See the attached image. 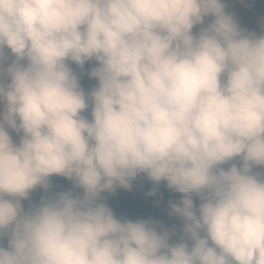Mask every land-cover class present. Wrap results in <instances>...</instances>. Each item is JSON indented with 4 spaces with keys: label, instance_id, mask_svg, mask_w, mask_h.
Here are the masks:
<instances>
[{
    "label": "clouds",
    "instance_id": "obj_1",
    "mask_svg": "<svg viewBox=\"0 0 264 264\" xmlns=\"http://www.w3.org/2000/svg\"><path fill=\"white\" fill-rule=\"evenodd\" d=\"M260 24L226 0H0V264H264ZM141 174L182 194L175 242L103 202ZM54 175L82 192L25 210Z\"/></svg>",
    "mask_w": 264,
    "mask_h": 264
},
{
    "label": "trees",
    "instance_id": "obj_2",
    "mask_svg": "<svg viewBox=\"0 0 264 264\" xmlns=\"http://www.w3.org/2000/svg\"><path fill=\"white\" fill-rule=\"evenodd\" d=\"M236 2L237 0H226V3L228 4V10L235 13L236 18L238 19L239 23L243 27H246L248 30L255 31L257 32V34H259L262 31V28L261 26L255 25V23L259 17L264 16V0H249L248 2L239 0V2H237L236 4V7H234ZM237 10L239 11L241 10L240 11L241 14H238ZM71 67L73 68L74 72L78 75L81 87L85 91L86 94L93 87L97 86L98 82L95 79L90 78L88 71L84 69H80L75 64H71ZM0 110H2V106H0ZM84 115L88 119H91L90 110L86 111ZM11 135L14 141L16 142L19 141L18 134L11 133ZM256 171H262V170L256 169ZM136 181H138L139 186H142V189L143 188L148 189L149 184L152 183V181L144 174L139 175L135 180H133L135 188H132L130 192L131 194H135L134 195L135 198H130L128 196L129 190L122 188V187H117L115 191H113L112 193H108V192L102 193V196L104 197L103 202L107 203L109 208L113 211L114 216L119 220H131L133 222L138 221L141 206L146 207L145 211L147 212L148 215H152L155 217V215L151 214L150 212L151 203L149 202L148 199H145L144 197H142V194L147 191H144V189L142 191H139L138 190L139 187H137ZM131 186L133 187L132 182H131ZM49 195H52V193L49 190L45 192L44 189L37 188L34 192L31 193L29 201H23V206L25 210L28 209L30 203L33 205L39 204L41 199ZM139 197H140V201H139ZM196 203L199 204L200 201L197 199ZM154 211L156 212V210ZM161 213H162V210L157 211L156 217L154 218V219H157L160 224H162L163 222L161 218ZM137 216H138V219H137ZM165 218H166L165 219L166 226H170V228H173L172 223L174 221H175V224L182 226V222L180 220L178 221L176 217L172 219L171 217L169 218V216L166 214ZM179 236H180V233L176 232V236H174L172 238V241L170 242H175L176 240L179 239ZM5 245H6V241H5Z\"/></svg>",
    "mask_w": 264,
    "mask_h": 264
},
{
    "label": "rangeland",
    "instance_id": "obj_3",
    "mask_svg": "<svg viewBox=\"0 0 264 264\" xmlns=\"http://www.w3.org/2000/svg\"><path fill=\"white\" fill-rule=\"evenodd\" d=\"M243 1L248 2L249 0H243ZM237 2H239V0H237ZM237 2L235 3L234 7H236ZM241 10H242V8H241ZM240 11L237 10L238 14H241ZM262 19H264V16L259 17L256 20L255 25L261 26L260 21ZM193 31L195 32V31H197V29L194 28ZM8 51L10 52V50H8ZM95 64H96L95 61L86 62L83 69L89 72L92 67L96 66ZM92 79H94V78H92ZM49 180H50V184H51L49 191L52 193V195L56 194V193H60V192H66L69 190L77 192V193L82 192V190H80V189H75L73 187L72 181L68 180L65 177L54 175ZM132 183H133V187L131 186V188L128 189L129 190L128 196L130 198H135V196H134L135 194H131V192H130V190L132 188H135L133 181H132ZM136 183H137V187H139L138 188L139 191H142L143 189H144V191H147V192H144L142 194V197H144L145 199H148L149 202L151 203V210H150L151 214L155 215V217H156L157 211L162 210V213H161V218L163 220L162 225L165 226L166 228L171 229L170 226H166V222H165V219H166L165 215L166 214L169 216V218L171 217L173 219L175 217V216L169 215V212H170L169 202L170 201H172V202L179 201L182 198V194L169 190L166 187V182H161L159 185H155L154 182H152L149 184L148 189L147 188L142 189V186H139L138 181H136ZM153 189H155V195H151V196L148 195V193L153 191ZM139 201H140V197H139ZM196 202H197V199H194V204L198 205ZM145 210H146V207L141 206L140 212H139V220H143V219L149 220V218L151 220H153L155 217L152 215H148ZM154 210H156V212ZM137 219H138V216H137ZM176 219L179 221V218L176 217ZM156 220L157 219H154V221H156ZM157 222H158V220H157ZM172 227H175L177 232L180 233V235L182 234L180 232V229L182 228V226L175 224V221L172 223Z\"/></svg>",
    "mask_w": 264,
    "mask_h": 264
}]
</instances>
